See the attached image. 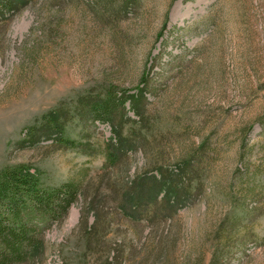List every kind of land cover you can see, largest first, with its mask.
Wrapping results in <instances>:
<instances>
[{"label":"rangeland","instance_id":"rangeland-1","mask_svg":"<svg viewBox=\"0 0 264 264\" xmlns=\"http://www.w3.org/2000/svg\"><path fill=\"white\" fill-rule=\"evenodd\" d=\"M143 73L154 93L147 120L130 125L137 150L106 165L111 127L82 114L80 100L111 83L133 91ZM55 109L72 146L43 139V117ZM33 128L43 141L24 145ZM18 164L45 187L80 185L45 235L43 264H107L115 254L126 264H210L214 253L216 264H264V0H44L5 16L0 171ZM160 168L181 171L173 180L183 209L168 222L130 225L116 214L125 193ZM86 208L110 213L90 246Z\"/></svg>","mask_w":264,"mask_h":264},{"label":"trees","instance_id":"trees-1","mask_svg":"<svg viewBox=\"0 0 264 264\" xmlns=\"http://www.w3.org/2000/svg\"><path fill=\"white\" fill-rule=\"evenodd\" d=\"M36 1L44 0H0V20L7 15L9 17L18 15ZM34 30L35 28L31 29V32ZM151 81L150 75L143 73L133 91L111 83L101 92L91 93L89 97L80 100L83 107L82 114L91 117L93 122L99 121L111 127L112 137L106 144V165L117 166L129 153L137 150L136 139L132 135L130 125L134 121L143 124L147 120L149 96L154 93L149 89ZM78 99H81V93ZM79 110L81 113L80 108ZM130 113L137 120L131 118ZM64 119L65 115L60 109L45 114L41 131L42 135H45L43 139H55V142L64 147L72 146L74 142L65 137ZM33 130L34 128L31 130L32 133L28 132L25 136L22 142L24 145L26 143L29 144L27 146H35L43 141L36 138L37 134ZM206 152V144L202 143L195 152L196 157L199 158L201 155L204 157ZM184 164L190 167L187 162ZM180 172V170L175 172L160 168L159 174L141 175L128 188L124 195V204L116 214L133 226L144 222L149 225L161 224L173 219L177 212L183 209L177 207L181 204V197L184 194L182 195L180 186L175 179L173 180V175L177 176ZM79 191L80 185L73 182L59 187H45L39 173L26 164L8 166L1 170L0 264H43L46 250L45 235L54 225L65 220L78 199ZM254 193L253 189L248 188L244 195L256 198ZM159 204L172 208H153ZM245 210L242 217L237 216L232 219V227L235 231L236 224L239 226L251 214L248 209ZM90 214L93 215L91 225H89ZM109 216L110 213L105 212L103 208H86L82 212L81 226L87 231L89 246L98 233V227L106 224L110 227L106 221ZM132 229L137 232L136 228ZM233 234L234 232L230 233L227 238H231ZM107 235L105 233L102 235L103 241ZM242 244H245V241H241ZM122 256L115 254L110 258L111 261L108 258L107 264H126L128 260L123 259ZM216 263V253H214L210 264Z\"/></svg>","mask_w":264,"mask_h":264}]
</instances>
